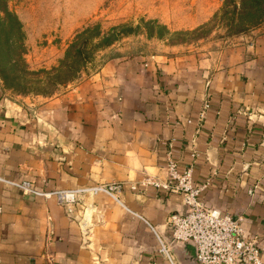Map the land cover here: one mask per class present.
Returning <instances> with one entry per match:
<instances>
[{
	"label": "crops",
	"instance_id": "1",
	"mask_svg": "<svg viewBox=\"0 0 264 264\" xmlns=\"http://www.w3.org/2000/svg\"><path fill=\"white\" fill-rule=\"evenodd\" d=\"M214 13L189 27L197 29ZM223 46L121 55L62 95L15 104L0 91V264H196L171 240L184 213L167 181L206 185L200 203L240 219L264 263V25ZM79 194L68 214L54 196Z\"/></svg>",
	"mask_w": 264,
	"mask_h": 264
},
{
	"label": "rangeland",
	"instance_id": "2",
	"mask_svg": "<svg viewBox=\"0 0 264 264\" xmlns=\"http://www.w3.org/2000/svg\"><path fill=\"white\" fill-rule=\"evenodd\" d=\"M222 2L0 0V91L15 104L44 101L64 94L121 55L223 46L231 38L219 17L197 34H188L193 31L189 27L218 12ZM6 9L14 19L1 15ZM85 29L89 32L70 50ZM82 41L86 46L80 62L73 64L80 72L66 81L71 74L55 70L82 46Z\"/></svg>",
	"mask_w": 264,
	"mask_h": 264
},
{
	"label": "built area",
	"instance_id": "3",
	"mask_svg": "<svg viewBox=\"0 0 264 264\" xmlns=\"http://www.w3.org/2000/svg\"><path fill=\"white\" fill-rule=\"evenodd\" d=\"M167 181L164 184L152 183L170 194L179 195L184 213L171 215L166 222L170 230L171 240L175 244H190L196 264H264L260 260V252L254 240L245 237L240 219L222 215L215 210L203 206L199 196L206 189V185L192 184V171L187 169L182 173L177 170L176 163L168 155ZM0 182L3 179L0 178ZM24 194L34 196H54L68 214H72L77 205L79 194L103 193L113 195L119 186L107 185L93 188L56 191L48 195L40 194L27 184H12ZM154 233L160 247V253L169 264H174L169 256L167 246Z\"/></svg>",
	"mask_w": 264,
	"mask_h": 264
},
{
	"label": "trees",
	"instance_id": "4",
	"mask_svg": "<svg viewBox=\"0 0 264 264\" xmlns=\"http://www.w3.org/2000/svg\"><path fill=\"white\" fill-rule=\"evenodd\" d=\"M1 15L14 19L7 9ZM218 17L225 22V29L229 38L246 34L264 25V0H223L219 11L206 24L188 32V34H197L199 31L209 27ZM88 32L89 30L85 29L79 33L72 43L70 50L75 46V42L79 43L80 38L86 36ZM85 46L83 42L82 46L79 49H75L73 55L66 56L65 60L55 70L58 73L66 72L68 75L71 74L66 81H71L78 76L80 71L74 70L73 64L76 65L80 62L79 59Z\"/></svg>",
	"mask_w": 264,
	"mask_h": 264
}]
</instances>
